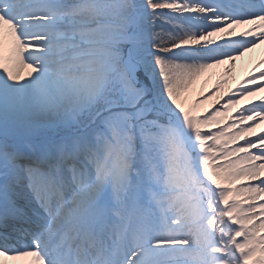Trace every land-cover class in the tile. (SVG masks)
I'll return each instance as SVG.
<instances>
[{
    "label": "snow or ice",
    "instance_id": "obj_1",
    "mask_svg": "<svg viewBox=\"0 0 264 264\" xmlns=\"http://www.w3.org/2000/svg\"><path fill=\"white\" fill-rule=\"evenodd\" d=\"M258 44L264 0H0V264H264V70L187 95Z\"/></svg>",
    "mask_w": 264,
    "mask_h": 264
},
{
    "label": "bare ground",
    "instance_id": "obj_2",
    "mask_svg": "<svg viewBox=\"0 0 264 264\" xmlns=\"http://www.w3.org/2000/svg\"><path fill=\"white\" fill-rule=\"evenodd\" d=\"M241 30V28H237L238 32ZM261 60H264V44H258L256 48L245 53L244 56L239 57L235 61L234 67L231 64H225L209 70L197 82L195 89L187 94L189 97V103L196 99L198 92L203 91L207 93L213 88L217 81L222 79H227L228 83L222 86L221 93L227 92L229 89H236L241 81L249 76V74H258L261 70H264V64L260 63ZM257 83L260 82L257 81ZM244 86L247 87L248 85ZM221 93H217L216 96H213L211 99L206 101L200 110L203 111L204 108H208L217 96L221 95ZM260 96H264V91L256 93L253 97L242 99L240 104L233 106L230 110V114L234 115L237 108L246 106L249 101H257ZM261 129H264V123L260 124L255 131L259 132ZM8 264H21V262L10 260L8 261Z\"/></svg>",
    "mask_w": 264,
    "mask_h": 264
},
{
    "label": "rangeland",
    "instance_id": "obj_3",
    "mask_svg": "<svg viewBox=\"0 0 264 264\" xmlns=\"http://www.w3.org/2000/svg\"><path fill=\"white\" fill-rule=\"evenodd\" d=\"M203 107V105L201 106V108Z\"/></svg>",
    "mask_w": 264,
    "mask_h": 264
}]
</instances>
